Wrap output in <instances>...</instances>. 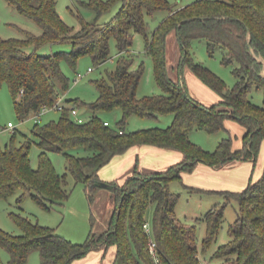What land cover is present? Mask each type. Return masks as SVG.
<instances>
[{
	"label": "trees",
	"instance_id": "obj_1",
	"mask_svg": "<svg viewBox=\"0 0 264 264\" xmlns=\"http://www.w3.org/2000/svg\"><path fill=\"white\" fill-rule=\"evenodd\" d=\"M6 1L41 30L37 34L19 28L21 38L0 36V87L4 83L9 86L21 119L39 116L44 108H52L59 101V88L65 90L69 86V78L61 68L63 59L75 66L78 56L88 51L95 64H102L110 58L113 38L119 52L116 69L93 81L98 99L88 104L92 111L89 120L77 123L71 116V108L63 106L57 121L45 124L37 121L32 129L35 140L28 138L18 146L14 131L10 144L5 147L0 144V199H8L22 190L18 202L30 194L44 210L64 204L70 196L65 187L66 175L57 171L49 157L50 152H59L68 159V172L77 182L85 183L92 207L101 192L110 193L114 211L108 229L96 234L93 214L88 240L75 244L54 228L15 215L22 229L20 235L0 228V246L8 250L9 264H26L34 251L40 253L41 264H71L93 250L103 251L111 246L115 248V262L155 264L144 228L150 204L154 206L153 236L160 264H204L195 226L184 224L176 216L179 196L170 190V182L182 181V173L193 172L199 163L220 168L230 163L257 161L264 142V106L255 105L250 94L254 88L264 89V79L260 76L263 65L252 56L250 48L264 57V0H197L179 9L169 0H79L96 16L91 21L80 17L82 28L78 36H69L71 26L57 10L58 0ZM116 5L119 10L112 20L100 24L101 16ZM158 11L168 14L150 33L145 14ZM173 32L177 33L181 46V77L177 81L171 78L168 68V40ZM136 33L145 37V51L154 62L155 79L162 94L138 97L144 66L132 69L134 59L130 49ZM195 38L206 39L210 53L218 48L225 51L224 64L235 65L233 71L238 81L234 89L227 91L221 78L195 61L190 50ZM67 42L71 45L69 52L38 53L45 45ZM185 66L219 96L217 102L206 104L191 95L184 78ZM74 103L85 105L79 100ZM116 108L122 110L123 119L118 128H113L105 124L99 113ZM132 115L145 118L172 115L173 121L166 128L128 132L125 125ZM227 119L236 120L245 130L241 148H234L231 135L214 151L204 150L191 141L190 135L195 130L228 131ZM32 143L40 148L36 169L31 165ZM135 146L178 151L183 159L160 171L145 173L135 168L121 185L102 180L99 171L115 156ZM81 148L83 155L73 154ZM218 193L236 201L239 208L236 221L230 225V242L220 246L214 257L225 259L228 264H264V173L241 192ZM225 207H214L205 216L207 234L203 252L217 237ZM0 264H4L1 258Z\"/></svg>",
	"mask_w": 264,
	"mask_h": 264
},
{
	"label": "rangeland",
	"instance_id": "obj_2",
	"mask_svg": "<svg viewBox=\"0 0 264 264\" xmlns=\"http://www.w3.org/2000/svg\"><path fill=\"white\" fill-rule=\"evenodd\" d=\"M79 0H58L57 10L63 20L71 26L69 36H78L82 28L80 19L91 21L95 18V11L85 8L79 4ZM108 1V0H103ZM175 9L184 7L197 0H169ZM72 11H71V10ZM119 7L116 5L109 12L101 16L99 23L104 24L112 20L113 16L118 12ZM167 12L158 11L154 14H145L148 25V31L152 33L161 21L166 18ZM81 17V18H80ZM28 29L34 33H40V28L30 19L19 13L11 7L6 0H0V36L2 38H21L23 34L20 29ZM73 41V40H68ZM76 41V40H74ZM110 58L102 64H95L91 54L88 51L80 54L76 60L75 66L63 59L61 61L62 71L69 78V86L67 89L59 88V97L61 104L66 108L75 107L78 113L85 119L89 120L92 116L88 104L94 103L98 99V90L94 84V80L106 75L108 71L116 69L119 52L116 40H111ZM27 50H31L29 47ZM70 43H55L53 45H45L39 49L38 53L42 55L52 54L60 51H70ZM133 64L132 69L144 66V74L142 76L138 97L162 94V89L158 86L154 74V62L152 58L146 54V41L142 34L136 33L133 47L130 49ZM190 50L195 61L221 78L226 84V90H232L237 84V78L234 74L235 65H226L223 62L225 51L221 48L210 53L208 42L204 38H195L191 41ZM181 62V46L176 32L171 33L168 40V68L172 79H180L179 64ZM81 74L82 77L78 78ZM184 78L191 95L200 101L211 104L217 102L219 96L208 86L203 84L196 76H194L188 66L184 68ZM195 81V82H194ZM76 100L82 101L85 105H76ZM250 100L257 106H264V89L254 88L250 94ZM61 116V111L57 109L47 110L41 113L40 117L30 115L25 119H21L15 109L14 99L11 95L9 86L4 83L0 87V144L5 147L12 141L13 132H16L14 142L21 145L26 139L35 140L32 129L37 121L40 124L48 123L52 120L57 121ZM103 121L109 122L113 128H118V123L123 119V112L120 108L110 111H102L99 113ZM173 121L172 115L160 116L158 118H145L138 115H132L127 119L125 128L128 132L137 131L145 128L168 127ZM12 123L13 127L9 128L8 124ZM225 125L228 131L221 130L216 133H208L206 131L195 130L191 133L190 138L195 144L207 151H214L221 141L233 137L234 142L242 140L243 126L234 119H227ZM40 148L36 143H32L30 149L31 165L33 168L39 166ZM75 155H83V149L73 152ZM121 156V155H119ZM49 157L61 175H66V189L69 192V198L64 204H57L50 211L44 210L37 204L30 194H27L21 202L18 197L22 194V190H18L8 199H0V228L12 235H20L21 227L17 224L14 217L20 215L29 218L33 223H39L56 229V233L66 237L75 244L85 243L91 233L92 215L94 214L96 234H101L108 229V222L114 211L113 201L110 193L99 194L97 201L92 207L88 198V191L85 183L77 182L68 172V159L59 152H50ZM115 160L110 161L100 171L99 175L102 180L114 182L117 177V171L114 168ZM239 165L230 168L235 163H230L227 167L219 172H215V176L208 179L206 173H202L201 166L210 168L203 163L197 164L193 172H183L182 181L173 179L170 182V190L179 196V202L175 212L177 218L186 225L195 226L198 239L200 257L204 264H228L225 259L215 258V253L219 247L228 244L231 240L229 234L230 225L233 224L238 217V203L234 200H228L226 196L218 193L220 191L241 192L247 188L250 182L258 181L264 173V142L261 145L260 152L255 163L249 161L237 162ZM198 167V168H197ZM212 169V167H211ZM89 171V170H88ZM214 171V170H213ZM225 207L224 221L219 228L217 237L212 244L203 252L202 243L207 234V223L205 216L214 207ZM153 214L154 206L149 205L145 220L153 231ZM100 260L104 264H121L120 261L115 262V248L109 247L107 250L99 251ZM98 253V254H99ZM0 258L4 264H9L10 254L8 250L0 246ZM26 264H41V256L38 251H34L29 256Z\"/></svg>",
	"mask_w": 264,
	"mask_h": 264
},
{
	"label": "crops",
	"instance_id": "obj_3",
	"mask_svg": "<svg viewBox=\"0 0 264 264\" xmlns=\"http://www.w3.org/2000/svg\"><path fill=\"white\" fill-rule=\"evenodd\" d=\"M242 133L244 135L245 130H243ZM243 135L242 140L234 142V148L239 149L242 147ZM182 159L183 156L178 151L157 148L154 146H135L131 148L127 153L121 156L117 155L112 159L115 160L114 168L118 173L114 181L121 185L125 182L126 178L133 173L135 168H137L138 171L145 173L160 171L166 169L174 163L181 161ZM237 164L239 165V163H235L234 165H231L229 167L234 168ZM226 167L227 166L220 168L212 167V169L210 167L209 169L206 168V170H204L205 167L203 166H201V168H197L199 169V171L202 169V173L205 172L206 176L209 179L216 175V171L219 172ZM103 193L106 194L107 192L103 191L101 192V195ZM99 251L100 250H93L85 257L74 260L71 264H103L99 258Z\"/></svg>",
	"mask_w": 264,
	"mask_h": 264
},
{
	"label": "built area",
	"instance_id": "obj_4",
	"mask_svg": "<svg viewBox=\"0 0 264 264\" xmlns=\"http://www.w3.org/2000/svg\"><path fill=\"white\" fill-rule=\"evenodd\" d=\"M81 77H82V75L79 74L78 78H81ZM61 101H62V99L61 100L59 99V101L52 108H44L42 113H44L47 110H52V109H57V110L61 111L63 109V105L61 104ZM40 115L36 116V117L39 118ZM71 116L77 123L85 122V119L78 113V110L75 107H71ZM105 124L110 125L109 122H107V121H105ZM8 127L9 128L13 127V124L9 123ZM144 228H145L147 235L150 238L149 250L155 259V264H160V260L158 258V252H157V243L154 239L152 228H150V226L147 222L145 223Z\"/></svg>",
	"mask_w": 264,
	"mask_h": 264
},
{
	"label": "water",
	"instance_id": "obj_5",
	"mask_svg": "<svg viewBox=\"0 0 264 264\" xmlns=\"http://www.w3.org/2000/svg\"><path fill=\"white\" fill-rule=\"evenodd\" d=\"M251 40H252L251 32H249V35H248V43L249 44L251 43ZM250 52H251L252 56L256 59V61L263 65V68L260 72V76L264 79V57L261 55H257L252 47L250 48ZM100 195H101V193H100Z\"/></svg>",
	"mask_w": 264,
	"mask_h": 264
}]
</instances>
